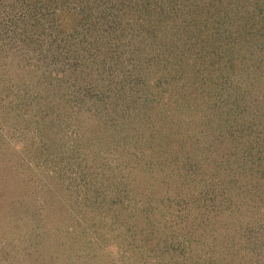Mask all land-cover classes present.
Listing matches in <instances>:
<instances>
[{
  "label": "trees",
  "instance_id": "trees-1",
  "mask_svg": "<svg viewBox=\"0 0 264 264\" xmlns=\"http://www.w3.org/2000/svg\"><path fill=\"white\" fill-rule=\"evenodd\" d=\"M0 171V264H114L121 230L140 264H264V0H0ZM33 198L101 239L55 254L7 218Z\"/></svg>",
  "mask_w": 264,
  "mask_h": 264
},
{
  "label": "rangeland",
  "instance_id": "rangeland-1",
  "mask_svg": "<svg viewBox=\"0 0 264 264\" xmlns=\"http://www.w3.org/2000/svg\"><path fill=\"white\" fill-rule=\"evenodd\" d=\"M52 156H53V153L50 154V157H52ZM122 161L123 160L121 159V157H119V162L122 163ZM6 174H8V173H6ZM133 177L134 178L135 177H140L141 179L142 178L143 179H148L145 176L143 177V175L141 173L133 175ZM1 178H3V176H2V172L0 171V181H1ZM15 185H18V184H15ZM21 187H22V185H18V189L17 190L21 191L20 190ZM23 189H25V188L22 187V190ZM57 190H58V193L60 195H63V199L64 198L65 199L68 198L67 196H65V194L67 192L64 190V188H61V190H59V189H57ZM63 191H65V193ZM36 193H37V191L33 192V195H36ZM25 194H26V190L23 193V195H25ZM135 195H136V193H135ZM19 196H20V194H18V196L16 198H18ZM20 201H21V199H20ZM32 201H33L32 203H34L35 205H38L41 208V210L39 208H36L38 206H36V207H34V205H33V207L28 206V205H30L31 202L26 204L28 207L23 208V205H25V204H23L22 202H15V201L11 200L12 206H17V207H12L11 208V210H14V213H12L10 210L8 211V212L12 213V215L8 214L7 218L9 219L11 217V219H12L11 221L15 220L14 225L19 224L21 222V224L23 225L22 228H24V229L31 228L32 226H35L36 230H39L41 223L42 224L47 223L46 224L47 228L50 229L51 237H53V238H51V241L45 242L46 243V247L48 249H51L52 252H55V254L57 253V251H59L58 250L59 248L55 247L56 244H54V242H55L54 237H67L66 245H71L72 244V240H74L75 237H86V238L95 237L96 240L101 239L100 237H102L101 236L102 234L100 235L93 228L96 225L92 224L93 225V227H92L93 229L91 227L90 228L88 227L92 223L91 222L90 224H88V220H90L91 217H94V213L88 210L87 211L88 214L86 213L85 216H83V215L80 216L81 214H83L82 211H81L82 210L81 202L78 203V201H77V202L73 203V201L69 200V202L66 203L67 205L63 203V205H62L60 210L57 209L58 211L56 210L54 212H46L45 209H47V208H46V206L41 204L42 203L41 199L37 198V200H36V198L35 199L33 198ZM18 207H20V209H18ZM34 211H37V213H34ZM19 212H20V215L16 216V213H19ZM21 213L23 215H21ZM74 216H76V218H78V219L81 217V221L83 222L82 226H84V227L75 225V221H74L75 217ZM23 218H25V219H23ZM33 223H35V224H33ZM54 230H56V232L59 233L58 236L54 235V233H53ZM90 230H91V232H90ZM87 231H88V234H87ZM100 231H103V229L101 228ZM15 232L19 235V236L16 235L17 237H20L21 234H24V232H22V230L20 228H18L17 231H15ZM119 232L122 233V235L120 237H121L122 241H124L122 245L117 244L115 242V241H118V240L114 241L111 238L110 239L111 241L108 242V243L106 241H104L105 244L107 243L106 247L110 248V251L102 250L103 247H95L94 250H92L90 254H97L102 262L104 260H108L109 261L110 257H111V259L114 262V264H140L139 261H138L139 260L138 256H137V258H134L136 256L135 255L136 253H133V252L127 250L128 242L132 240L131 239L132 237H135L134 236L135 235L134 231L127 232L126 234H124V230H121ZM27 235L29 236V238L30 237H39V233H37V234H35V233H27ZM28 236H27V238L25 237V239H24V236H22L24 241H27ZM103 237L106 240L109 239V238H107L108 237L107 234L103 235ZM125 237H129L130 239L129 238L125 239ZM182 237H193V235H192V233L189 232L188 234L182 235ZM178 238H180V237H178ZM146 239H147V237H146ZM99 241H103V240H99ZM177 241H180V239L177 240ZM81 243H84V241H82ZM81 243L77 247H75L74 245H71L66 250V252L63 254V258H64L63 259V263L64 264H73V263L83 264L82 262L88 258V257H83V256L87 255V253H84L83 251H81V249L83 250V247H82ZM168 246H167V248H168ZM171 246H172V244L170 245V247ZM180 248L183 250V252L184 251L187 252V250H184L182 247H180ZM87 249H90L89 245H88ZM86 251H88V250H86ZM110 252H111V255H113V256H110ZM70 253L72 255L70 256L69 261H67V259H68L67 256ZM173 253H175V252H173ZM163 255H164V253H163ZM55 257L56 258H55L54 264H57V260L61 262L62 259L59 256V253H57ZM166 260H168V259L164 257V261H166ZM66 261H67V263H66ZM47 262L49 263L48 259H47ZM178 262H179V260H178ZM173 263L177 264L176 261L173 262ZM97 264H99V262ZM183 264H185V262H183Z\"/></svg>",
  "mask_w": 264,
  "mask_h": 264
}]
</instances>
